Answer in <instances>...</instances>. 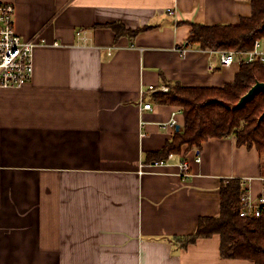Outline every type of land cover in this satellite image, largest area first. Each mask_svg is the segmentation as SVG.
Masks as SVG:
<instances>
[{"label":"crops","instance_id":"obj_1","mask_svg":"<svg viewBox=\"0 0 264 264\" xmlns=\"http://www.w3.org/2000/svg\"><path fill=\"white\" fill-rule=\"evenodd\" d=\"M0 2L15 6L17 33L38 43L32 80L0 90V264H254L221 258L219 235L186 249L173 238L220 215L224 179L264 194L255 148L212 139L165 166L144 164L178 132L162 128L175 110L149 87L234 82L238 63L212 71L216 54L178 48L192 24H240L250 0ZM115 22L153 27L116 39L103 27Z\"/></svg>","mask_w":264,"mask_h":264},{"label":"trees","instance_id":"obj_2","mask_svg":"<svg viewBox=\"0 0 264 264\" xmlns=\"http://www.w3.org/2000/svg\"><path fill=\"white\" fill-rule=\"evenodd\" d=\"M252 14L238 25L192 24L186 47L202 50L233 49L249 51L255 42L264 39V0H250ZM123 36L135 37L150 30L145 26L135 31L115 22L104 25ZM258 82H264V64L260 61L242 63L235 81L223 87H190L181 83L169 84V91H156L152 99L158 105L182 109L184 125L165 147L146 157L144 164L175 159L190 149H201L212 139L234 137L239 147L255 148L264 173V92L258 93L243 108H236L241 98ZM244 182L239 178L224 179L221 185V212L218 217H200L197 231L192 235L174 237L173 242L186 249L200 239L220 236V255L223 259L247 260L264 264V217H242Z\"/></svg>","mask_w":264,"mask_h":264},{"label":"built area","instance_id":"obj_3","mask_svg":"<svg viewBox=\"0 0 264 264\" xmlns=\"http://www.w3.org/2000/svg\"><path fill=\"white\" fill-rule=\"evenodd\" d=\"M169 13H175L170 9ZM16 8L11 3L0 2V90L1 89H20L25 87L34 75V50L38 43L33 40L23 39L16 31ZM80 35V33H78ZM264 39L255 42L254 49L249 51H237L226 49L211 51L217 55L219 66L210 65V70L231 67L238 63H251L260 61L264 64ZM182 55H186L190 48L179 47ZM149 91H169V88L162 86L155 88L149 87ZM143 110H152L151 103H146ZM182 114V109L178 108L172 113V117L167 123H162L164 129H176L179 126L177 117ZM178 130V129H177ZM175 159V155H170L168 161L155 162L150 164L152 167H162ZM202 158L197 156L196 161L200 163ZM143 167V166H142ZM180 176L183 180H188L193 176L191 164L188 160L179 163ZM141 172V171H140ZM244 208L241 212L242 217L263 218L264 217V194L253 197L248 188H245L242 196Z\"/></svg>","mask_w":264,"mask_h":264},{"label":"water","instance_id":"obj_4","mask_svg":"<svg viewBox=\"0 0 264 264\" xmlns=\"http://www.w3.org/2000/svg\"><path fill=\"white\" fill-rule=\"evenodd\" d=\"M264 92V82H258L256 85H254L248 93H246L239 103L237 104L236 108L241 109L243 108L249 101L253 100L255 96L260 93ZM264 118V114L262 115L261 119ZM178 131L180 130V127L177 128Z\"/></svg>","mask_w":264,"mask_h":264}]
</instances>
